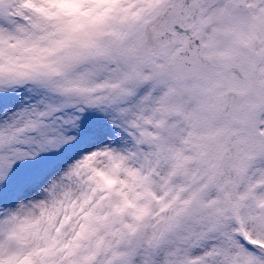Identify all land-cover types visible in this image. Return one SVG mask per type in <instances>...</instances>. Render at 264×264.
Listing matches in <instances>:
<instances>
[{
	"label": "snow or ice",
	"instance_id": "obj_1",
	"mask_svg": "<svg viewBox=\"0 0 264 264\" xmlns=\"http://www.w3.org/2000/svg\"><path fill=\"white\" fill-rule=\"evenodd\" d=\"M0 264H264V0H0Z\"/></svg>",
	"mask_w": 264,
	"mask_h": 264
}]
</instances>
